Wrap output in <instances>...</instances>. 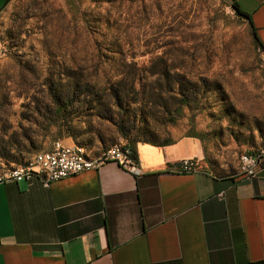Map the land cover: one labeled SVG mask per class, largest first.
Here are the masks:
<instances>
[{
  "label": "rangeland",
  "instance_id": "obj_1",
  "mask_svg": "<svg viewBox=\"0 0 264 264\" xmlns=\"http://www.w3.org/2000/svg\"><path fill=\"white\" fill-rule=\"evenodd\" d=\"M230 3L9 0L0 11V136L25 129L35 147L18 161L0 158V172L56 140L98 156L126 142L120 122L156 142L198 133L204 168L239 171L241 154L264 150V55ZM126 77L136 102L118 109Z\"/></svg>",
  "mask_w": 264,
  "mask_h": 264
},
{
  "label": "crops",
  "instance_id": "obj_2",
  "mask_svg": "<svg viewBox=\"0 0 264 264\" xmlns=\"http://www.w3.org/2000/svg\"><path fill=\"white\" fill-rule=\"evenodd\" d=\"M229 1L264 45V0ZM136 156L139 175L110 161L48 188L0 185V264H264V160L252 177L216 174L188 136ZM186 158L195 173L170 171Z\"/></svg>",
  "mask_w": 264,
  "mask_h": 264
},
{
  "label": "built area",
  "instance_id": "obj_3",
  "mask_svg": "<svg viewBox=\"0 0 264 264\" xmlns=\"http://www.w3.org/2000/svg\"><path fill=\"white\" fill-rule=\"evenodd\" d=\"M240 157L242 161L240 175L252 177L260 168L264 160V153H244ZM110 161L132 174L139 175L141 173L137 157H133L124 142L123 145H118L112 152L102 157L98 163L85 164L80 157V149H77L76 145H66L62 140H56L49 150L38 152L33 157L31 165L7 169L3 175H0V185L31 181L37 178L44 187L48 188L52 182L95 170ZM197 168V160L186 158L180 160L178 166L170 171L177 174H192L196 172Z\"/></svg>",
  "mask_w": 264,
  "mask_h": 264
},
{
  "label": "trees",
  "instance_id": "obj_4",
  "mask_svg": "<svg viewBox=\"0 0 264 264\" xmlns=\"http://www.w3.org/2000/svg\"><path fill=\"white\" fill-rule=\"evenodd\" d=\"M8 2H9V0H6L4 6ZM230 7L238 19H240L241 21H245L248 24L253 45L264 55V45L261 43V41L257 37V34L253 28V25H252V22H251L249 16L246 13H244L243 11H241L240 8L238 7V5L234 2L230 3ZM116 84L120 88L119 92L125 93V96H122V95L119 96V95L115 94V106H116V108L122 109L123 105H125L129 102H133V103L136 102L135 100H132V98L131 99L127 98L128 95H130L132 93H135V94L137 93L135 91V85H136L135 79H133L131 77H129V79H128L126 77L125 80L124 79L119 80ZM143 95L145 97H147V96L149 97L151 94L150 93H144ZM149 98H151V96ZM147 102H150V101L147 100ZM183 102H185V104H186V101H183ZM70 104H71V102H68V100H64L63 102H56L55 108L51 112L55 117H61L63 115V113L65 112V109L68 106H70ZM175 119L176 118L173 117V119L170 120L171 121L170 123H174ZM49 127L50 126L42 127V131L44 133H45V131H46V133H48ZM116 130L120 134V136L126 141L125 145L130 149L133 157H137L136 156V146L138 143H147V144H151V145L164 146V145H168V144H171L174 142L173 139H164L160 142H156L155 140H149V139L147 140L142 136V133L140 132L139 129H137L135 127L134 124L131 125L130 128L126 129L125 126H123V124H121V122H120V123H118ZM132 131H134V134H132L133 133ZM32 134L33 133H30L24 129L23 132L20 133V135H16L14 133H11L8 136H6V134H3L2 136H0V158L6 159L8 161H18L20 159V155L22 153H24V152L29 153L30 149L35 147V138H33ZM186 136L197 138L203 142V139L200 137V134H198V133H193V134L186 135ZM59 138H61V137H59ZM75 145H77V144H75ZM115 145H117V144H115ZM77 146H80V144H78ZM204 150H205V147H204ZM33 156L30 159H28L26 162H24L22 164L15 165V166H21V165L29 164L31 162V159L33 158ZM15 166H11L9 168H13Z\"/></svg>",
  "mask_w": 264,
  "mask_h": 264
},
{
  "label": "bare ground",
  "instance_id": "obj_5",
  "mask_svg": "<svg viewBox=\"0 0 264 264\" xmlns=\"http://www.w3.org/2000/svg\"><path fill=\"white\" fill-rule=\"evenodd\" d=\"M75 145V144H72ZM123 145V144H122ZM118 145L112 146L108 149H106V151L102 152L100 155L98 156H92L90 153H88L82 146H77V149H80V157L82 158V161L85 164H92V163H98V161H100V159L102 157H104L105 155L109 154V152H112V150H114ZM264 149V148H263ZM258 153H264V150L259 151ZM37 154V153H36ZM36 154L33 156L35 157ZM33 159V158H32ZM32 159L31 162L29 164L26 165H21V166H15L13 168L10 169H17V167H27L28 165H31L32 163ZM242 168V161H241V157L239 158V174H240V169ZM7 170H3L0 172V175H3Z\"/></svg>",
  "mask_w": 264,
  "mask_h": 264
}]
</instances>
